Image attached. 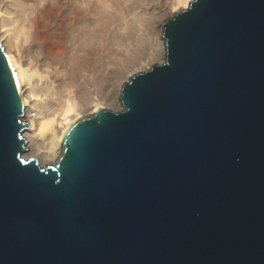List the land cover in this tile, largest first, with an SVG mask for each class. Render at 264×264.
<instances>
[{"label": "water", "instance_id": "95a60500", "mask_svg": "<svg viewBox=\"0 0 264 264\" xmlns=\"http://www.w3.org/2000/svg\"><path fill=\"white\" fill-rule=\"evenodd\" d=\"M121 109L24 159V103L0 40V264H264V0H192Z\"/></svg>", "mask_w": 264, "mask_h": 264}, {"label": "bare ground", "instance_id": "6f19581e", "mask_svg": "<svg viewBox=\"0 0 264 264\" xmlns=\"http://www.w3.org/2000/svg\"><path fill=\"white\" fill-rule=\"evenodd\" d=\"M190 2L9 0L0 5V40L18 77L30 123L22 135L25 157L39 163L55 160L74 115L93 113L106 102L119 108L115 94L109 97L107 92L108 61L125 59L123 71L134 69L145 60L135 49L144 38L152 43L148 59L164 55L160 25L170 18L164 20L165 13L185 9Z\"/></svg>", "mask_w": 264, "mask_h": 264}, {"label": "rangeland", "instance_id": "374dc122", "mask_svg": "<svg viewBox=\"0 0 264 264\" xmlns=\"http://www.w3.org/2000/svg\"><path fill=\"white\" fill-rule=\"evenodd\" d=\"M9 0H0V5H4L8 2ZM23 3H28V4H35L37 0H20ZM192 1V0H191ZM128 2V1H126ZM170 10V11H169ZM166 11V17L164 18V20L168 17H171L174 13L180 11V10H175L174 12L171 11L173 9H169ZM162 25V23H161ZM160 25V30H162ZM78 33V31L76 32ZM160 39L163 41L161 35H160ZM140 42V43H139ZM138 43H136V53L137 54H141L140 56L143 57L145 60L142 61L141 64L137 65L136 67H134V69L128 70V71H123L125 68H127L128 65V60H122V59H117L116 60H111L108 61V69H107V75H106V82H107V92H108V96L112 97L114 94V96L116 97V99L118 100V104H119V108H115L114 105H110L109 102L105 103V108L110 109L111 111H118L121 109V104L119 101V92H120V88L117 92V86L120 84V86L122 85L123 82L127 81L129 79V77H131L133 74L137 73V72H141L144 71L148 68H150L152 65L154 64H158L161 63L163 61L162 58H164V55H159V57L154 58V60L152 61L151 59H148V52L152 46V43L150 42L149 38H144L142 41H139ZM5 49V48H4ZM138 49V50H137ZM6 51V50H5ZM163 56V57H162ZM135 58V57H133ZM118 61V62H117ZM91 111V110H90ZM88 110L87 111H82L81 113L78 112L76 115H74L73 120H75L78 116L80 115H87V114H91L92 112H90ZM23 120H28L27 117H23ZM25 133V132H24ZM25 155H27V152L25 154H23V158L24 159H29L32 157H28ZM36 159V158H35ZM38 160L39 163V159ZM54 160V158H47L45 160L42 161V163H39L40 165H48L50 164L52 161Z\"/></svg>", "mask_w": 264, "mask_h": 264}]
</instances>
